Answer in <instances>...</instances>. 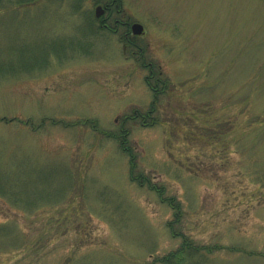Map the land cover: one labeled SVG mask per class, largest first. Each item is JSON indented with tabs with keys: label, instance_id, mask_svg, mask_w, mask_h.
I'll return each mask as SVG.
<instances>
[{
	"label": "rangeland",
	"instance_id": "374dc122",
	"mask_svg": "<svg viewBox=\"0 0 264 264\" xmlns=\"http://www.w3.org/2000/svg\"><path fill=\"white\" fill-rule=\"evenodd\" d=\"M120 1L145 65L98 28L95 0H0V185L19 201L0 194V264H147L178 247L171 208L99 131L121 128L184 235L215 247L175 264H264V0Z\"/></svg>",
	"mask_w": 264,
	"mask_h": 264
},
{
	"label": "trees",
	"instance_id": "16d2710c",
	"mask_svg": "<svg viewBox=\"0 0 264 264\" xmlns=\"http://www.w3.org/2000/svg\"><path fill=\"white\" fill-rule=\"evenodd\" d=\"M143 62V61H141ZM152 68V67H151ZM153 71V77H150L151 75L147 76L146 78V83L151 87L154 88V86L159 85L162 86V89H157L154 90V95L156 97L157 94L162 93L164 90V85L165 82L162 81V79L160 78V74L157 71ZM153 104L151 105L149 111H153ZM136 115L131 116L130 118L135 117ZM138 116V115H137ZM148 117H151L150 115H148V113L145 115ZM144 115H142V118H145ZM124 121H126V116L123 117L122 119ZM144 121V120H143ZM152 121V120H151ZM92 126H94V128H96V124L95 121H92L91 123ZM97 129V128H96ZM102 133H104L106 136L115 138L118 140V144L120 149L129 157V176L130 179L132 181H134L135 183H138V185L140 186H147L149 189L154 190L159 199L162 202H166V204L171 208L172 210V215L173 218L169 219L166 221V226L169 229L171 235L175 236V237H180V244L178 245V247L170 252H167L161 256H156L153 259L152 263H147V264H156L157 262L162 263V264H175L176 261H181L184 258H189L191 257V255L193 253L199 252V251H207L208 253H211V251H213L215 248L214 246L211 247L209 245H196L193 244L192 241H190V239H188L187 236L184 235V232L178 227L179 223L181 222L182 219V207L180 205L179 201H176V199L174 197H167L166 194L164 193L163 188H161L160 186H158L155 182L152 181L151 178H149L147 175L143 174L142 172H136L135 171V160H134V154H132V149L130 148V146L127 144L128 138H127V131L124 129H119V131L117 133L115 132H105L104 130H99ZM0 194L1 195H6V196H10L12 199H14L13 201L16 202L18 201V198H16V196L14 194H11V192L7 191V189L5 188V186L0 185ZM19 202V201H18ZM209 246V247H208ZM216 248H220L219 246Z\"/></svg>",
	"mask_w": 264,
	"mask_h": 264
},
{
	"label": "flooded vegetation",
	"instance_id": "af4514ba",
	"mask_svg": "<svg viewBox=\"0 0 264 264\" xmlns=\"http://www.w3.org/2000/svg\"><path fill=\"white\" fill-rule=\"evenodd\" d=\"M120 0H95L94 11L93 15L95 18V23L98 25L100 30L106 31L108 33H112L117 35L119 32V40L122 44V49L125 55L136 59V61H143L141 62L142 65L144 64V52L142 51L143 48L138 45L136 42V37L143 34V30L140 34H135L132 32V24L136 21H125L121 18H118V14H121L122 7L120 4ZM100 6V10L98 14H96V7ZM92 21V24H93ZM91 30L89 31V34ZM149 73L148 76L153 77V71L151 68L150 63L148 64ZM147 76L145 77V79ZM158 85L154 86V90H157ZM155 96V95H154Z\"/></svg>",
	"mask_w": 264,
	"mask_h": 264
},
{
	"label": "water",
	"instance_id": "95a60500",
	"mask_svg": "<svg viewBox=\"0 0 264 264\" xmlns=\"http://www.w3.org/2000/svg\"><path fill=\"white\" fill-rule=\"evenodd\" d=\"M100 10V6L96 7V14H98V11ZM142 24L135 22L132 24V32L133 33H140L142 31Z\"/></svg>",
	"mask_w": 264,
	"mask_h": 264
}]
</instances>
